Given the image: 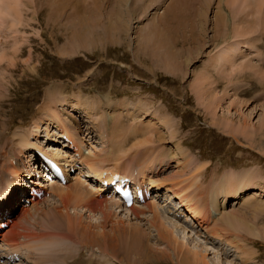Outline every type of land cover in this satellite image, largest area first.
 <instances>
[{"label":"rangeland","instance_id":"374dc122","mask_svg":"<svg viewBox=\"0 0 264 264\" xmlns=\"http://www.w3.org/2000/svg\"><path fill=\"white\" fill-rule=\"evenodd\" d=\"M118 1L0 0V132L5 135L0 140V172L6 171V164V181L18 184L8 174L14 164V168L25 165L24 170L32 166V155L30 147L22 151L15 142L28 131V141L38 144L33 147L49 153L39 145L58 136L52 133V122L59 121L77 126L80 136L82 129L87 130L85 142L81 136L84 155L92 151L102 155L106 159L102 168H120L152 180L154 200L148 204L154 203L157 209L138 205L142 214L137 217L132 208L111 207L112 202L105 200L94 211L74 205L71 197L64 202L60 194L76 188L84 195L90 196V191L100 194L84 157L83 164L78 161L79 178L74 175L64 188L50 191L27 211L13 210L14 230L22 234L11 241L23 252L27 250L22 253L17 246L26 261L15 264L140 263L131 239L123 242L116 257L106 244H87L82 228L79 233L69 232L68 216L97 235L113 236L115 228L139 229L151 240L137 244L144 241L145 250L150 246L167 249L174 258L175 252L158 239L153 226L159 217V224L167 226L183 253L207 252L208 264H264V0H208V5L205 0H161L147 11L144 4L151 0H132L131 17L124 19L127 24L120 21L108 30L110 16L118 19L115 13L109 16L118 10ZM178 4L181 9L175 20L173 10ZM204 12L207 23L200 16ZM224 16L229 20L223 19L221 25L218 20ZM158 24L166 35L165 46L176 47V56L161 68L152 62L149 41L154 37L151 34L160 33ZM183 38L188 42L185 46L181 45ZM228 53H236L235 60L230 62ZM171 63L175 70L168 72L164 67ZM204 76L210 78L201 87ZM92 124L95 130L89 132ZM18 144L25 146L22 141ZM10 154L16 155L9 160ZM116 161L119 167L113 166ZM152 169L154 174L158 171L157 176ZM240 175L245 178L234 186L242 188L238 196H225L218 189L228 178ZM165 179L173 182L159 183ZM214 203L221 212L237 213L248 225L254 223L262 238L222 223L221 216L213 215ZM102 204L104 210L110 206L113 212L106 228L101 226ZM173 208L181 212L170 213ZM202 209L210 215L206 210L201 215ZM119 221L125 227L118 226ZM28 244L34 247L26 249ZM30 252L39 257H30Z\"/></svg>","mask_w":264,"mask_h":264},{"label":"bare ground","instance_id":"6f19581e","mask_svg":"<svg viewBox=\"0 0 264 264\" xmlns=\"http://www.w3.org/2000/svg\"><path fill=\"white\" fill-rule=\"evenodd\" d=\"M147 1V0H146ZM130 2H132V0H119L118 1V3H117V5H116V7H115V9H118L117 11H115V12H109V16L111 15V13H115L116 15H118V19L117 18H115V20H114V18L113 19H110L111 18V16H110V18H109V20L107 21L108 23H109V26L107 27V29L109 28V29H111V28H113V29H115V27L118 25V24H121V22L120 21H122L123 23H124V25L125 24H127L126 23V19L127 18H130L131 16L129 15V11H132L133 9H132V6L131 5H129L130 4ZM150 2V1H149ZM148 2V3H149ZM159 2H161V0H151V3L150 4H144L143 3V1H141V3H143L144 4V6H145V11H147L148 10V8L149 7H151V5H153L154 3L156 4V3H159ZM193 4V3H192ZM205 4L206 5H208L209 4V1L208 0H205ZM194 5V4H193ZM137 6V5H136ZM123 7L125 8L124 10H123ZM133 7H135V6H133ZM136 8H134V10H135ZM142 9V8H141ZM178 9H181V7H180V5L178 4V5H175L174 6V10H173V15L174 16H172V18L173 19H175V20H177V17H178V14H179V10ZM143 10V9H142ZM135 14H136V12H135ZM134 14V15H135ZM113 15V14H112ZM170 15V14H169ZM200 16H203L204 17V19L203 20H205V22L207 23V19H206V12H204L203 14L201 13V15ZM229 17H227V16H224V18H220V20H218L219 22L220 21H222V23L224 22V20L227 22L229 19H228ZM125 19V20H124ZM224 19V20H223ZM162 20V19H161ZM179 20V19H178ZM164 22V21H163ZM195 22H197V21H195ZM172 23H174V21H172ZM189 23V22H188ZM107 24V23H106ZM221 24V23H220ZM221 25H224V23L223 24H221ZM127 26V25H126ZM158 26V31L160 32V33H157V31H156V34H151V36H154L153 37V39L152 40H149V41H152L150 44L152 45V46H150L151 48H150V55H151V58H152V62H153V64L156 66V67H159V68H161L162 67V65L163 64H165V62H170V59H171V57H174V56H176L175 54H176V47L174 46H172L170 49L169 48H167L166 46H165V36L166 35H164L165 33H163L164 32V29H163V31H162V25L161 24H158L157 25ZM157 26H155V27H157ZM108 29V30H109ZM126 29H128V28H126ZM116 30H117V28H116ZM151 30V29H150ZM91 31H92V29H91ZM173 31V30H172ZM143 32V31H142ZM91 33V32H90ZM120 33V32H119ZM244 33V32H243ZM246 33H248V31L246 32ZM170 33H168V35H169ZM167 35V36H168ZM264 35V34H263ZM173 37V36H172ZM264 37V36H263ZM117 38V37H116ZM169 38H171V36L169 37ZM174 38V37H173ZM93 39V38H92ZM177 39V38H176ZM184 40H183V42L181 43V45L182 46H185L188 42L186 41V38H183ZM193 40V39H192ZM111 41V40H110ZM115 42H117L116 40H115ZM121 42H122V39H121ZM120 42V43H121ZM140 42V41H139ZM173 42V41H172ZM119 43V42H118ZM149 43V42H148ZM169 43V42H168ZM89 44V43H88ZM172 44V43H171ZM260 44V43H259ZM95 45H97V44H95ZM175 45V44H174ZM180 45V43L178 42V46ZM94 46V45H93ZM166 48V49H165ZM259 49H260V47H259ZM186 51L187 52H189L190 53V50L188 49H186ZM232 51V50H231ZM230 51V52H231ZM236 52H238V51H236ZM183 52L182 51H180V52H178L177 53V55H179V54H182ZM234 53V52H233ZM241 53V52H240ZM143 54V53H142ZM192 54V53H191ZM243 54H245L244 52L241 54V56L243 55ZM238 55V54H237ZM177 57H179V56H177ZM181 57H183V55L181 56ZM195 57V56H194ZM228 57H230V59H231V61L230 62H232L233 60H235V58H236V53L235 54H232L231 55V53H228ZM176 58V57H175ZM191 58V55L187 58V60H186V62H188L189 61V59ZM261 59H263V57L261 58ZM173 60V59H172ZM193 60V59H192ZM178 61V60H177ZM260 62H261V60H260ZM176 63V62H175ZM175 63L173 64V63H171V65H168V67H164V68H166L167 69V71L168 72H170V71H173V70H175L174 68H173V65H175ZM189 63V62H188ZM168 64V63H167ZM177 64V63H176ZM234 66V65H233ZM246 66V65H245ZM259 66H260V64H259ZM170 67V68H169ZM255 67H256V65H255ZM251 68V67H250ZM252 68H254V67H252ZM206 76V75H205ZM203 77V81H202V86L201 87H203V84L205 83V82H207L208 81V79L210 78V77H208V79L206 78V77ZM208 76V75H207ZM201 91H202V93H204V89L203 88H201ZM92 106V105H91ZM95 106V105H94ZM50 107V106H49ZM47 108V107H46ZM96 109V108H95ZM46 110H48V109H46ZM89 110H90V108H89ZM55 118V117H54ZM105 120V119H104ZM53 124H55V127H57V128H55V130H53L52 131V133H55V134H58V136H60V135H62L63 133L66 135V137H67V139L69 140V141H71V148H74V154L76 153V154H78V155H80V152L82 151V149L80 148V147H82V145H83V139L82 138H85L86 136H85V132L87 131V130H84V129H82L83 130V133H82V130H81V136H82V138H81V136H80V133L78 132L79 131V129L77 128V126L76 127H73V126H66L65 124H63L62 123V125L60 124V122L58 121V123H54V122H52ZM60 124V125H59ZM106 124V123H105ZM81 126H82V122H81ZM86 127V126H85ZM92 131H89V132H93L94 130H95V126H94V124H92ZM83 128V127H82ZM86 128H88V129H90L89 127H86ZM46 135V134H45ZM48 136L49 135H47V138H48ZM55 136V135H54ZM58 136H56L55 137V139L57 140V138H58ZM2 137H5V135H3L2 136V133L0 132V140H1V138ZM29 137V136H28ZM93 138H94V136H93ZM127 138V137H126ZM2 140H3V138H2ZM28 140V138L26 139L24 136H21V138H20V141H22V142H24L25 143V146H28L29 145V141H27ZM96 139H93V141H92V143H96ZM100 141V140H99ZM143 141V140H142ZM16 143V142H15ZM20 143V142H19ZM91 143V144H92ZM94 143V144H95ZM117 145V144H116ZM141 145V144H140ZM21 146H23V145H21ZM122 146V145H121ZM92 148H93V145L91 146ZM12 149V148H11ZM94 149V148H93ZM114 149H116V148H114ZM4 150V149H3ZM42 150H45V149H42ZM52 150V149H51ZM119 150V149H118ZM121 150H122V148H121ZM88 151H91V149H89ZM125 151V150H124ZM0 152H1V150H0ZM3 152V151H2ZM2 152H1V154H2ZM41 152H43V151H41ZM52 152H54V153H46L45 152V154H49V156H51V157H53V158H55L56 160H59V159H57L56 158V156H62L61 154H59V152H56V151H52ZM152 152V151H151ZM114 153V152H113ZM119 153V152H118ZM69 155V154H68ZM67 155V156H68ZM119 155V154H118ZM10 156H11V154H10ZM66 156V157H67ZM70 156V155H69ZM102 155H100V154H96V153H93V151L92 152H90L89 153V155L86 157V159H85V163L87 164V166H88V168L90 169V171L94 174L95 173V176L96 175H98L99 173H100V170L102 169V164H104L105 162H103L104 161V159L101 157ZM84 157L85 156H80L79 158H81V160L82 159H84ZM119 158H121V157H119ZM129 158V157H128ZM143 158V157H142ZM130 159V158H129ZM67 161V158L65 159V162ZM110 161V160H109ZM164 160H162L161 162L159 161V163H155V165H154V169H156L157 168V166L158 165H160L162 162H163ZM12 162V161H11ZM30 162V161H29ZM9 163V162H8ZM15 163H16V161H15ZM11 164H13V163H11ZM101 164V165H100ZM133 164V163H132ZM149 164H151V163H149ZM10 165V164H9ZM8 165V166H9ZM144 165V164H143ZM146 165H148V164H146ZM14 166H15V164L13 165V167L12 168H14ZM1 167H2V165H1ZM0 167V169L2 170V168ZM17 167V166H16ZM136 167V166H135ZM150 167V166H149ZM137 168V167H136ZM138 169V168H137ZM136 169V170H137ZM147 169V168H146ZM19 167H17V168H14V169H12L11 170V174H13L12 175V177L14 176V175H16V176H18V174H19ZM153 170V169H152ZM140 171H141V169H140ZM113 172H120V170L117 168V169H114L113 170ZM121 173V172H120ZM130 173V172H129ZM134 173V172H133ZM132 173V171H131V174H133ZM6 174V171L5 170H3V171H1L0 172V178H2V179H0V184H2V186H4L5 187V185H3L4 184V182H3V177H4V175ZM126 174V173H125ZM145 175V174H144ZM6 177V176H5ZM4 177V178H5ZM134 177H135V175H134ZM143 177V176H142ZM142 177H139V178H132L135 182H138V183H147V184H149V186H150V192H151V190H152V185H150V182L152 181L151 179V181L150 182H148L147 180H143V178ZM238 177V178H237ZM236 178H234V176L233 177H231L233 180H231V179H229L228 178V180H226V181H224L223 183H222V185L220 184V187L218 188V189H220V188H222V191H224L225 192V196H228V195H230V197L231 196H234L235 195V197H236V195H237V193H238V191H240V190H242V188H238V187H234L235 186V184L237 183L238 184V181H242L245 177H244V175H240V176H237ZM8 178H9V176H8ZM145 179V178H144ZM223 180V179H222ZM4 181H6V178H5V180ZM251 180H249L248 181V184H252V182H250ZM155 182V181H154ZM167 182H173V179H165V181H163V182H159L160 184H162V185H164L165 183H167ZM5 184L6 185H8V194H7V202H9V200H10V198L13 196V188H15V186H17L18 184H16L15 185V183L13 182V183H11V182H5ZM169 184V183H168ZM54 187H53V190L55 189V187L57 188V185H54V184H52ZM59 187H61L62 188V186H59ZM96 188L98 187V186H95ZM94 187V188H95ZM234 187V190L232 189ZM261 187V186H260ZM6 188H7V186H6ZM64 188V187H63ZM91 188V187H90ZM159 188V187H158ZM1 189V188H0ZM4 189V188H3ZM98 189V192L101 190V188H97ZM261 189H263V191H264V188L263 187H261ZM81 188H79V189H73L71 192H67L66 194H60V199H62L64 202H65V200L67 199V200H69L68 198L69 197H71L72 198V201H73V204L74 205H76V206H81V207H86V208H88V209H90L91 211H94V210H96V209H98L100 206H101V200H98V201H100L99 203H98V201L97 202H95L94 200V198H93V192L92 193H90L89 192V194H90V196L89 195H84V191L82 190ZM94 190V189H93ZM262 191V190H261ZM57 192V191H56ZM97 191H96V193H98ZM152 192H155V191H152ZM70 193H73V194H75V195H72V194H70ZM100 193V192H99ZM178 194V193H177ZM263 194H264V192H263ZM97 195V194H96ZM154 195V194H153ZM17 196V195H16ZM238 196V195H237ZM96 198V197H95ZM0 199H2V196H1V198ZM13 199H15V198H12V200ZM103 200H105V201H109V202H112L111 203V207H120V208H122L123 206L121 205V204H119V203H115L114 202V200H106V199H103ZM154 200V199H153ZM152 200V201H153ZM152 201H148V202H145L146 204H145V206L147 207V208H149L150 210H152V211H156V209H157V207L155 206V204L153 203V204H148V203H151ZM34 202H37V200H34ZM1 203V202H0ZM11 203V202H10ZM103 203V202H102ZM106 204H107V202H106ZM6 205V204H5ZM67 205V204H66ZM106 206V205H105ZM134 206H136V205H134ZM134 206H131L130 208H125V209H128L129 211H130V209H131V212L133 213V214H135L137 217H139V214H142V211H141V209H138L137 207L138 206H136L135 208H134ZM75 207V206H74ZM110 206H108L107 207V210L105 209H103L104 207H103V204H102V208H101V212L103 211V214H104V221H103V224L101 225L102 227H104V228H106V226L108 225V223H110L111 222V218H112V208H111ZM213 215L215 214H217V215H219V216H221L220 217V221L222 222V223H224L225 225L227 224L228 225V227L229 228H231V229H234V230H238V231H244V232H247V233H249V235H251V236H254V237H256V238H262V233L259 231V230H257L255 227H253L252 225L254 224H252V225H248L247 224V222L244 220V218H242L241 216H239V214L238 215H236L235 213H227L226 211H223V212H221V208H219V207H217V205H216V203H214L213 204ZM124 209V208H123ZM197 209V208H196ZM204 210H206V209H202V211H200V213H201V215L204 213L203 211ZM27 211V210H26ZM127 211V210H126ZM171 211V210H170ZM195 211H197V210H195ZM212 211V210H211ZM176 212H178L177 211V209L176 208H173V212L172 213H176ZM206 212L210 215V213H209V211L208 210H206ZM28 213V212H27ZM129 213V212H128ZM160 213V212H159ZM161 214V213H160ZM69 218H70V216H68ZM157 217V216H156ZM205 217V216H204ZM67 219L68 221H67V223L69 224L67 227H68V230H69V232H76V233H79L78 231H80L81 230V228L83 229V231H84V235H85V241H86V243L87 244H90V245H93V246H95V245H97V246H99V245H101V243L102 244H106V249H107V251L109 252V253H112V254H114L116 257H119L120 255V253H121V250H122V244H123V242H125L127 239H131L133 242H132V246H136V250H135V255L137 256V257H139L140 258V260H139V264H175L174 262H173V260H176V264H208L207 263V261H206V254H207V252H205L204 254H202V253H197V252H195V253H192L191 251H187V253H183V248H181V245H180V247L177 245V246H175V244H177V243H174V241L175 240H172L173 239V237L171 236V233L170 232H168L167 230V226L165 227L164 226V223H160L159 224V217H158V219L157 218H154V221H156V222H154V223H156L155 225H154V223H153V226H155L156 228H157V234H158V239H160V241L162 242V243H166V245H167V247L169 248V249H171V250H173V252H175V257L173 258L172 256H170L169 254H167V249L166 250H161V249H157V247H153V246H150L149 247V249L150 250H145L144 249V245H143V242L147 239V241L149 242L150 240H151V237H150V235H145V234H143V232L141 231V230H139V229H129V228H126L125 226H124V224H123V222H120L119 221V223L117 224L118 226H124L125 228H123V229H118V228H115V229H113V230H116L115 232V235H113V236H111V235H109V234H99V235H97V234H95V233H91L90 232V227H88V228H86V227H84L83 225H82V223L81 222H78L79 224H75V223H73V221H71V219ZM80 218V217H79ZM205 218H207V216L205 217ZM75 220V219H74ZM78 220H81V219H78ZM13 221V222H12ZM11 222L12 223H14V220H12ZM208 221V220H207ZM25 222V221H24ZM77 222V221H76ZM74 224H75V226H74ZM88 226H90V225H88ZM11 231V229L9 228L7 231H5L3 234H5L4 236H3V238H2V235H1V238H0V240H1V242H2V244H1V246L0 247H3V246H6V249H9L10 250V248H11V251L10 252H15V251H18V249L20 250V248L19 247H10L11 245H12V243H10V237L8 236V234H6V233H8V232H10ZM222 232V231H221ZM17 234H19V233H17ZM25 234V233H24ZM80 235H81V233H80ZM29 236V235H28ZM51 236V235H50ZM147 237V238H146ZM32 238V237H31ZM142 239H144V241H141L139 244H137V241L138 240H142ZM38 243V242H37ZM131 243V242H130ZM8 247V248H7ZM101 247V246H100ZM183 247V246H182ZM16 248H18V249H16ZM83 248H85V247H83ZM88 248V247H87ZM152 251V253H153V255L152 254H149L150 252ZM207 251V250H206ZM29 256L30 257H33V258H37V257H39V255L38 256H36V254L35 253H33V252H30L29 253ZM81 255L79 256V258H78V260H75V262H78L80 259H81ZM27 258H29V257H27ZM52 258V257H51ZM68 258H70V257H68ZM68 258H67V260L66 261H68ZM29 259H31V258H29ZM53 259V258H52ZM19 260H21V256H19ZM33 260V259H32ZM31 260V261H32ZM49 261V260H48ZM52 261H54V260H52ZM142 261V262H141ZM5 263H6V261H4ZM63 262V261H62ZM37 264H38V262H36ZM52 263V262H51Z\"/></svg>","mask_w":264,"mask_h":264}]
</instances>
